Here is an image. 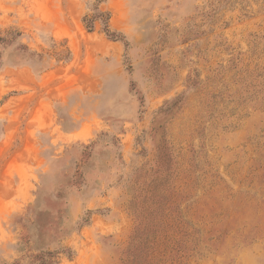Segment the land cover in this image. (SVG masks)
Returning <instances> with one entry per match:
<instances>
[{
	"label": "rangeland",
	"instance_id": "rangeland-1",
	"mask_svg": "<svg viewBox=\"0 0 264 264\" xmlns=\"http://www.w3.org/2000/svg\"><path fill=\"white\" fill-rule=\"evenodd\" d=\"M0 264H264V0H0Z\"/></svg>",
	"mask_w": 264,
	"mask_h": 264
},
{
	"label": "trees",
	"instance_id": "trees-1",
	"mask_svg": "<svg viewBox=\"0 0 264 264\" xmlns=\"http://www.w3.org/2000/svg\"><path fill=\"white\" fill-rule=\"evenodd\" d=\"M106 31H107V33H108V35H114V33L113 32H111L110 31V29H109V26L108 25H106Z\"/></svg>",
	"mask_w": 264,
	"mask_h": 264
}]
</instances>
